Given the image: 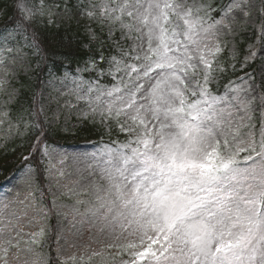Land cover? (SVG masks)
Wrapping results in <instances>:
<instances>
[{
  "label": "snow or ice",
  "instance_id": "snow-or-ice-1",
  "mask_svg": "<svg viewBox=\"0 0 264 264\" xmlns=\"http://www.w3.org/2000/svg\"><path fill=\"white\" fill-rule=\"evenodd\" d=\"M17 7L31 21L35 13L24 0ZM92 8L101 25H112L109 39L119 31L117 44L139 41L108 61L109 72L125 73L128 91L107 113L126 117L121 131L134 139L122 146L128 151L112 150L108 186L96 197L105 219L111 214L133 237L120 245L127 256L121 264H264V126L259 141L243 134L244 117L234 123L227 107H217L226 98L208 90L211 58L221 51L206 42L215 28L206 19L211 6L108 0ZM234 8L242 9V0H233L224 18ZM88 15L95 18V11ZM88 33L97 39L93 29ZM89 63L96 67L89 58L84 70ZM198 72L202 82L192 87ZM113 92L121 89L107 95Z\"/></svg>",
  "mask_w": 264,
  "mask_h": 264
},
{
  "label": "rangeland",
  "instance_id": "rangeland-1",
  "mask_svg": "<svg viewBox=\"0 0 264 264\" xmlns=\"http://www.w3.org/2000/svg\"><path fill=\"white\" fill-rule=\"evenodd\" d=\"M104 2L108 0L24 1L35 13L32 19L51 20L57 25L80 23L87 33L89 28L95 30L99 26L109 37L112 25L106 20L101 25L99 10L92 8L93 4ZM188 2L211 6L206 19L207 24H214L215 28L214 34L206 42L210 47L219 46L221 51L211 58L213 70L209 92L213 96L225 97V101L217 107H227L232 112L234 123H239V117L243 116L242 133L247 135L251 132L259 141L264 126V0H242L243 8H234L224 18L227 6L233 3L231 0L224 9H220L221 15L214 21H211V14L217 9L216 0ZM90 11H95V18L89 17ZM222 18L223 23H215ZM115 28L118 29L119 25L116 24ZM253 32H256V37L249 47V58L257 62L255 73L241 76L237 82L234 81L221 94H217L215 86L223 73L220 63L222 51L225 49L230 58H236L239 51L237 43ZM119 36L120 32L116 31L111 39L117 50L114 56L118 58L120 47L130 50L139 44V41L131 39L119 40L117 44ZM35 58V49L21 28L0 31L1 142L22 137L30 122L35 120L37 124L38 118L62 131H72L83 122L95 124L106 131L115 122L128 127L130 122H126V117L117 118L114 113L111 116L107 113L108 104L128 91L125 87L127 76L123 71L109 72L108 61L102 72L94 71L95 79L84 78L83 75L89 71L81 67L76 70V79L64 74L43 80L35 100L36 112L32 120L27 116L12 119L9 106L20 95L16 84H19L21 77L30 80L35 77ZM125 59L128 63L135 62L130 58ZM108 75L112 80L110 85L101 81L103 76ZM202 75V72L197 73L192 87H195L196 80L202 82ZM115 88H120L121 92L108 96L107 93ZM138 102L145 101L138 97ZM116 103L119 105V101ZM130 139L125 143L102 140L99 143L44 145L42 155L46 171L43 189L38 183L36 169L30 166L12 174L0 190V264H121L122 259H127V256L120 254V245L133 237L121 232L119 226L111 221V214L105 219V210L99 209L100 201L96 197L102 195V189L108 186L105 170L109 167L107 161L110 155H115L112 150L128 151L122 146L128 144ZM53 242L55 258L47 259L46 249Z\"/></svg>",
  "mask_w": 264,
  "mask_h": 264
},
{
  "label": "trees",
  "instance_id": "trees-1",
  "mask_svg": "<svg viewBox=\"0 0 264 264\" xmlns=\"http://www.w3.org/2000/svg\"><path fill=\"white\" fill-rule=\"evenodd\" d=\"M24 1L32 3L35 0ZM78 1L82 2L83 0ZM229 1L216 0L217 9L211 14V21L220 17L222 13L220 9L226 6ZM18 3L19 0H0V31L5 28H21L35 49V77L32 80L25 77L20 78L19 84H16L20 93L19 98L9 106L12 119L17 120L20 116H27L31 121L34 112H36L35 100L43 80L53 75L61 76L64 74L76 79L78 78L76 70L86 67L85 62L89 58L96 60V67L93 68L89 63L87 65V71L89 72L84 74L83 77H94L92 79H95L94 71L104 70L106 68L105 64L117 53V50L113 41L109 39L104 31H101L99 26L94 28L97 39L90 41L87 31L80 23L70 22L68 25H57L46 19L42 21L38 19L25 20L17 7ZM253 38L254 34L249 37L244 36L237 43L239 51L234 59L226 54L225 49L222 51L220 63L223 73L220 82L215 86L217 94H221L224 88L240 75L246 72L255 73L257 62L248 63L244 61V58L249 54L248 47L251 45ZM101 53L106 58L104 61L99 59ZM101 81L107 85L112 83L109 75L103 76ZM120 125V122H115L109 125V131H106L95 124L83 122L81 126L72 131H62L45 124L41 118H38L37 124H35V120L34 122L32 120L25 134L20 135L22 137H16L11 141H0V190L2 184L12 174L26 166L36 169L38 183L40 188L43 189L46 171V163L42 155L44 145L57 146L90 141L98 143L100 140L125 143L132 135L127 131H121ZM46 253L47 259L48 257L50 259L55 258L54 242L47 247ZM50 263L56 264L54 262Z\"/></svg>",
  "mask_w": 264,
  "mask_h": 264
}]
</instances>
